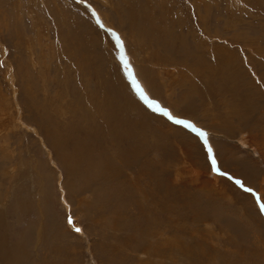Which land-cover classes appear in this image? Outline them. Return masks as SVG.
Returning a JSON list of instances; mask_svg holds the SVG:
<instances>
[{"label": "rangeland", "instance_id": "1", "mask_svg": "<svg viewBox=\"0 0 264 264\" xmlns=\"http://www.w3.org/2000/svg\"><path fill=\"white\" fill-rule=\"evenodd\" d=\"M260 203L264 0H0V264H264Z\"/></svg>", "mask_w": 264, "mask_h": 264}, {"label": "snow or ice", "instance_id": "2", "mask_svg": "<svg viewBox=\"0 0 264 264\" xmlns=\"http://www.w3.org/2000/svg\"><path fill=\"white\" fill-rule=\"evenodd\" d=\"M97 22L99 23V20ZM109 31H111V30H109ZM113 35H116V34L113 33ZM117 42H120L118 36H117ZM121 59H123V56L121 57ZM128 75H129V78L132 79L133 86L135 87L140 98L142 100H144L145 103L150 108H152L154 111L162 112L164 115L168 116V119L172 120L174 123L179 124V125H183L185 128H189V129H191V131L197 133L201 138H204V142H205V146L207 148L208 156H209V159L211 160L212 170L218 171V169L216 167V160L212 155V148L210 146H208V144H207V139H206L207 134L204 131H202L201 129L195 127L191 122L173 117L168 112L167 109L161 108L154 100H149L147 95L144 93V91L141 89V87L137 83V81L132 77L131 71H129ZM222 174L226 175V173H222ZM235 183L237 185H240L241 187H244L243 183L239 179L235 180ZM245 191L252 192V189L251 188H245ZM259 207H260L261 211H264V203H260ZM68 223L73 224V220L71 217L68 218ZM74 231L79 233L81 231V229L77 227V228H74Z\"/></svg>", "mask_w": 264, "mask_h": 264}, {"label": "bare ground", "instance_id": "3", "mask_svg": "<svg viewBox=\"0 0 264 264\" xmlns=\"http://www.w3.org/2000/svg\"><path fill=\"white\" fill-rule=\"evenodd\" d=\"M44 75V74H43ZM67 162V161H66ZM19 248V247H18ZM18 253V252H17Z\"/></svg>", "mask_w": 264, "mask_h": 264}]
</instances>
